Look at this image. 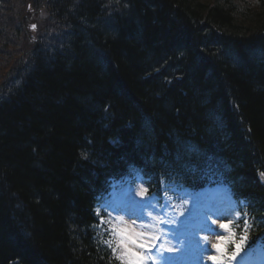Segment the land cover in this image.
I'll return each instance as SVG.
<instances>
[{"label": "trees", "instance_id": "1", "mask_svg": "<svg viewBox=\"0 0 264 264\" xmlns=\"http://www.w3.org/2000/svg\"><path fill=\"white\" fill-rule=\"evenodd\" d=\"M214 162L254 245L264 0H0V264H120L94 227L109 180Z\"/></svg>", "mask_w": 264, "mask_h": 264}, {"label": "rangeland", "instance_id": "2", "mask_svg": "<svg viewBox=\"0 0 264 264\" xmlns=\"http://www.w3.org/2000/svg\"><path fill=\"white\" fill-rule=\"evenodd\" d=\"M34 13V10H33ZM34 19V18H32ZM37 21L34 19L33 24H37ZM36 29V28H35ZM34 29V30H35ZM32 37L35 36V34L31 35ZM139 181V178L137 179ZM135 186V185H134ZM136 187L131 188V193L129 195H124L123 192L119 191L120 202L124 204V206H131V209H136L138 203L142 200L140 198V201L138 203H134L133 198L137 199V195L134 194ZM226 196H222L221 199L216 203L217 206V213L211 214L210 219L216 220V228L214 229V233L211 232L207 233L206 230L201 233V237L197 238L195 240H192L191 245L187 244L188 241L182 240L174 244H167L166 246H172L174 251H177L181 254V252H184L185 255H181L182 258L185 260H188L189 257H193L196 259V261L193 264H221V258L223 256V253L218 251L215 247V245L221 243V241L218 239V237H228L230 232H228L227 229H222L219 227L220 224L228 223L234 218H236V212L233 209L234 202L225 194ZM186 202L184 203V206L187 207V209L193 210L191 208V201L197 200V194L191 195L186 194ZM144 198V197H143ZM158 203L156 200H154V204L151 207V209L158 208ZM123 223H129V232L127 235H133L135 236L136 233H146V234H152L151 232V226L148 224L147 221H145V217H132L131 215L128 216H122ZM148 224V225H147ZM127 225V224H126ZM153 235V234H152ZM199 235V234H198ZM137 241H148L149 244L152 243L153 240L150 239L149 236L144 237H136ZM226 244V243H225ZM224 244V246H225ZM129 248H132L135 251H138L142 254L141 248L137 247L135 244H128ZM187 248H190L192 251V255L189 254ZM212 257H218L219 259L214 260Z\"/></svg>", "mask_w": 264, "mask_h": 264}, {"label": "snow or ice", "instance_id": "3", "mask_svg": "<svg viewBox=\"0 0 264 264\" xmlns=\"http://www.w3.org/2000/svg\"><path fill=\"white\" fill-rule=\"evenodd\" d=\"M34 27V26H33ZM166 223V222H164ZM220 228L222 229H229L230 225L228 223H223L219 225ZM114 232L119 234L122 238L119 241V245H122L125 248V252L121 255V259L124 260L125 264H144L145 257L138 251H134L132 248L128 247V244H135L137 247L144 249L148 248L150 245L148 241H137L136 237H144V236H149L151 240H159V236H155L152 234H146V233H136L135 236L133 235H127L129 232L128 229H123V228H117L116 226H113ZM218 239L221 241V243L215 245L216 249L220 252H224V244L227 241L232 240L233 238L231 236L229 237H218ZM241 249V244L237 243L236 244V252L232 254V258L234 259L236 255L239 253ZM115 251V249L113 250ZM166 259V258H165ZM212 259L217 260L219 259L218 257H212Z\"/></svg>", "mask_w": 264, "mask_h": 264}, {"label": "bare ground", "instance_id": "4", "mask_svg": "<svg viewBox=\"0 0 264 264\" xmlns=\"http://www.w3.org/2000/svg\"><path fill=\"white\" fill-rule=\"evenodd\" d=\"M99 26H97V27H95L97 30H99V29H103L102 27H104L103 25L104 24H102L101 22L98 24ZM81 42H83V40H81ZM85 46H86V44H85ZM84 47V46H83ZM88 49V48H87ZM87 51V50H86ZM90 52V50L89 51H87V53H89ZM93 58L95 57V55L94 56H92Z\"/></svg>", "mask_w": 264, "mask_h": 264}]
</instances>
